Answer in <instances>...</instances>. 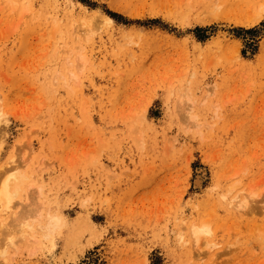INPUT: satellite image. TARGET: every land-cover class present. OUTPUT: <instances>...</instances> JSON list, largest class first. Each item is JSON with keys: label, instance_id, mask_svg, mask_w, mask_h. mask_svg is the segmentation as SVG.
Listing matches in <instances>:
<instances>
[{"label": "rangeland", "instance_id": "1", "mask_svg": "<svg viewBox=\"0 0 264 264\" xmlns=\"http://www.w3.org/2000/svg\"><path fill=\"white\" fill-rule=\"evenodd\" d=\"M14 173L0 264H264V0H0Z\"/></svg>", "mask_w": 264, "mask_h": 264}, {"label": "bare ground", "instance_id": "2", "mask_svg": "<svg viewBox=\"0 0 264 264\" xmlns=\"http://www.w3.org/2000/svg\"><path fill=\"white\" fill-rule=\"evenodd\" d=\"M13 166L10 167V170L15 168ZM21 182H22V176L20 174L14 173V174L9 175L6 178H4V180L0 184V220L3 218L4 214H6L9 210L11 211V209L13 208V200L17 196V194L19 193V189L21 187ZM245 203H246V201H245ZM13 215L15 217L14 220H17L15 213H13ZM46 218H45L46 221H45V223L43 225L41 223L40 224L38 223L39 226H40V227L39 226L38 227L41 228L42 230H44L45 232H47V233H43V234H45L44 236L47 237L49 235V232L54 230V228H56V225H58L59 218L57 216H55V215H52V214H51V216L49 215ZM1 222H3V219L1 220ZM9 224H10V222H9ZM19 224H21V225H26L27 224L28 225V223H24V222L22 223L21 221H20ZM29 224L32 227V225H31L32 223H29ZM1 225H0V227H1ZM3 226L6 227L7 225L6 226L3 225ZM20 227H22V226H20ZM191 228H192L191 229V234H193V237L195 239L197 238L196 241L200 237H202L201 235H203L204 233L209 232V227H207V225H205V224L196 225V224L193 223ZM11 237L12 238L10 239V241L12 242L14 237L13 236H11ZM8 242H9V240H8ZM0 250H2L1 252H3V249L0 248Z\"/></svg>", "mask_w": 264, "mask_h": 264}]
</instances>
